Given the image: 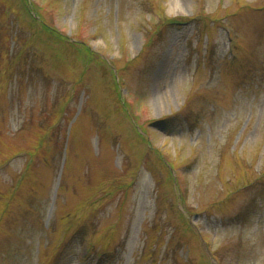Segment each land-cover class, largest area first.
Returning a JSON list of instances; mask_svg holds the SVG:
<instances>
[{"label": "rangeland", "instance_id": "1", "mask_svg": "<svg viewBox=\"0 0 264 264\" xmlns=\"http://www.w3.org/2000/svg\"><path fill=\"white\" fill-rule=\"evenodd\" d=\"M0 264H264V0H0Z\"/></svg>", "mask_w": 264, "mask_h": 264}, {"label": "trees", "instance_id": "2", "mask_svg": "<svg viewBox=\"0 0 264 264\" xmlns=\"http://www.w3.org/2000/svg\"><path fill=\"white\" fill-rule=\"evenodd\" d=\"M164 25H168V23H164ZM174 25H181V23H179V22L177 23V22H176V23H172V24H171V26H174Z\"/></svg>", "mask_w": 264, "mask_h": 264}]
</instances>
